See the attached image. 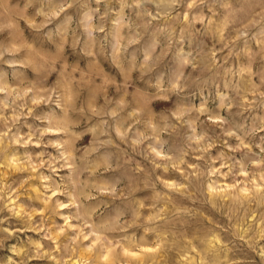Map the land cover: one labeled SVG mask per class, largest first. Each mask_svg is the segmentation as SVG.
I'll use <instances>...</instances> for the list:
<instances>
[{
	"label": "clouds",
	"instance_id": "obj_1",
	"mask_svg": "<svg viewBox=\"0 0 264 264\" xmlns=\"http://www.w3.org/2000/svg\"><path fill=\"white\" fill-rule=\"evenodd\" d=\"M0 264H264V0H0Z\"/></svg>",
	"mask_w": 264,
	"mask_h": 264
}]
</instances>
